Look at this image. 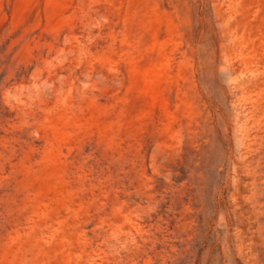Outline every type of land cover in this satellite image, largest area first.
<instances>
[{
    "label": "rangeland",
    "instance_id": "1",
    "mask_svg": "<svg viewBox=\"0 0 264 264\" xmlns=\"http://www.w3.org/2000/svg\"><path fill=\"white\" fill-rule=\"evenodd\" d=\"M0 264H264V0H0Z\"/></svg>",
    "mask_w": 264,
    "mask_h": 264
}]
</instances>
